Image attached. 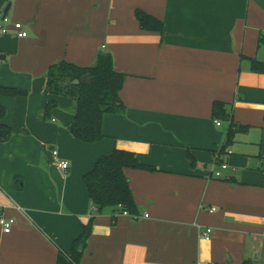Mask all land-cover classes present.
<instances>
[{"label": "crops", "instance_id": "1", "mask_svg": "<svg viewBox=\"0 0 264 264\" xmlns=\"http://www.w3.org/2000/svg\"><path fill=\"white\" fill-rule=\"evenodd\" d=\"M8 5L0 87L28 95H0L14 130L0 142V217L16 221L10 233L0 225V264H59L71 253L92 217L84 176L116 149L155 171L125 170L140 214L97 215L80 264H264V74L251 68L264 62V0H0V21ZM137 10L163 21V34L142 30ZM101 52L127 75L126 111L106 114L105 139L84 144L70 130L75 101L45 94L47 75ZM217 101L249 128L224 151L230 122L216 125ZM208 227L211 240L201 237Z\"/></svg>", "mask_w": 264, "mask_h": 264}, {"label": "trees", "instance_id": "2", "mask_svg": "<svg viewBox=\"0 0 264 264\" xmlns=\"http://www.w3.org/2000/svg\"><path fill=\"white\" fill-rule=\"evenodd\" d=\"M136 17L142 30L163 34V21L137 10ZM264 45V38L259 41ZM253 72L264 74V62L251 59ZM45 94L54 97H68L75 101L74 121L71 126L72 136L84 144H96L103 139V119L106 114H123L126 107L120 97L127 75L116 71L114 58L109 53L101 52L91 66H79L62 61L50 67L47 75ZM79 81V83H75ZM0 95L6 97H25V90L0 87ZM58 107L57 100L50 102L44 110V118L48 119L52 110ZM215 120L230 122L223 151L233 143L237 134L249 128L234 123L227 105L215 102L212 107ZM7 115L5 107L0 106V142H8L13 136V128L5 124ZM70 129V130H71ZM192 164L195 160L188 151ZM126 169H140L155 171V168L144 165L139 155L125 150H114L111 154L102 156L95 163L94 168L84 176V183L93 205L92 217L87 224L82 225V232L73 244L69 260L59 255V264H80L92 233L95 217L105 209L111 208L115 212L127 211L131 217L138 218L139 207L135 203L129 179L125 175ZM121 211V212H122ZM244 264H250L245 262Z\"/></svg>", "mask_w": 264, "mask_h": 264}, {"label": "built area", "instance_id": "3", "mask_svg": "<svg viewBox=\"0 0 264 264\" xmlns=\"http://www.w3.org/2000/svg\"><path fill=\"white\" fill-rule=\"evenodd\" d=\"M8 18L7 17H3L0 21V33L2 34H7L9 33V30L8 28L5 26L6 23H8ZM15 30H16V33H17V37L19 38H27L29 36V33L24 29L23 25L18 23V24H15ZM216 122V125L217 126H221L222 122L220 120H215ZM51 153L53 155V158L57 161L58 163V166L59 168L63 169V170H67L68 167H69V163L67 161H62L60 160L59 158V152L56 150V149H53L51 150ZM229 154H232V152L230 151ZM228 164L226 163H222L221 164V169L222 170H227L228 169ZM216 177L217 178H220L222 177V173L221 172H217L216 173ZM120 210V212L122 211V206H119L118 208ZM217 211V208H212L210 209V212L211 213H214ZM122 215L124 216H129L131 217V215L127 212V211H122L121 212ZM146 218L149 217V215H145ZM16 221L14 218H7L5 216H2L0 217V225L3 229V231L5 233H10L13 229V226L15 225ZM212 234H213V229L212 228H207V229H204L202 232H201V237L205 240H211L212 238Z\"/></svg>", "mask_w": 264, "mask_h": 264}, {"label": "rangeland", "instance_id": "4", "mask_svg": "<svg viewBox=\"0 0 264 264\" xmlns=\"http://www.w3.org/2000/svg\"><path fill=\"white\" fill-rule=\"evenodd\" d=\"M55 109H57V108H55ZM55 109H54V110H55ZM54 110H53V111H54ZM53 111H52V112H53ZM71 112H72V110L70 111V114H71ZM51 116H52V117H51L50 119H48V120H41V121H43V122H45V123H52V119L55 118V115H53V113H52ZM13 132H14V130H13ZM57 148H58V147H57ZM44 149H49V146L45 147ZM58 152H59V151H58ZM63 256H64V259H65V260H67V261L69 260V258H68V254H67V255H63Z\"/></svg>", "mask_w": 264, "mask_h": 264}, {"label": "water", "instance_id": "5", "mask_svg": "<svg viewBox=\"0 0 264 264\" xmlns=\"http://www.w3.org/2000/svg\"><path fill=\"white\" fill-rule=\"evenodd\" d=\"M10 7H11L10 5L7 6V8H6L5 12H4L3 17H7L8 13H9V10H10ZM1 58H4L5 59V57H1ZM75 83L77 84V83H79V81H76ZM71 131H73V129H71Z\"/></svg>", "mask_w": 264, "mask_h": 264}]
</instances>
